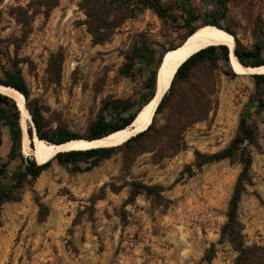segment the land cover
I'll return each instance as SVG.
<instances>
[{
	"label": "rangeland",
	"instance_id": "374dc122",
	"mask_svg": "<svg viewBox=\"0 0 264 264\" xmlns=\"http://www.w3.org/2000/svg\"><path fill=\"white\" fill-rule=\"evenodd\" d=\"M30 1L0 0V74L17 61L30 99L44 107L49 130L63 127L84 134L107 99L137 106L159 53L181 43L188 29L182 2L161 0L178 21L146 8L126 19L108 40L94 44L79 0H59L47 18L35 14L26 39L16 48L13 40L22 27L16 8ZM185 6L197 16L193 25L201 26L219 8L224 14L219 23L235 33V44L250 48L258 36L264 42V0H187ZM35 9L31 4L28 13ZM146 45L150 56L130 62L135 48ZM58 52L63 55L61 70L52 75L48 60ZM252 76L233 72L221 60L195 68L191 81L212 79L217 105L207 119L185 130L186 147L172 157L155 160L152 151L142 149L150 143L141 141L89 171H73L52 159L35 180L24 182L19 200L1 206L0 264H201L211 243L217 249L211 264H234L236 252L218 239L241 164L236 158L199 170L192 164L195 150L211 154L225 148L244 114L256 125L257 144L248 146L253 183L242 194L237 214L246 244L264 246V111L255 107L264 98V86H256ZM168 112L155 115L156 128L166 123ZM0 139V159L6 160L10 138L1 119ZM21 154L31 157L22 149ZM189 167L195 169L191 176ZM20 168L18 157L7 167L9 173ZM133 181L159 186L158 195L141 193L129 201ZM39 203L47 212L42 220Z\"/></svg>",
	"mask_w": 264,
	"mask_h": 264
},
{
	"label": "trees",
	"instance_id": "16d2710c",
	"mask_svg": "<svg viewBox=\"0 0 264 264\" xmlns=\"http://www.w3.org/2000/svg\"><path fill=\"white\" fill-rule=\"evenodd\" d=\"M180 1L182 2V9L187 15L183 22L184 26L188 27L183 37L184 41L189 34L193 33L200 26L191 24L197 16H194L186 8L185 3L187 0ZM33 3L37 5L38 9H35L29 14V7ZM58 4L59 0H31L25 8H16L18 11L15 14L16 21L22 25L21 36L13 40L16 48L26 39L30 31V28L27 26L35 14L41 12L47 18L50 11ZM78 7L86 15L84 23L94 44L103 43L108 40L126 19L135 17L138 12L146 8L153 10L160 18H166L173 22L178 21L177 15L161 0H79ZM222 17H224V14L219 8L213 10L207 19L202 20L203 24L201 26L205 24L217 25L228 31L235 38L233 31L219 23ZM258 33L261 34L262 31L258 29ZM176 46L171 48H175ZM165 51L159 53L154 66L149 71V75L144 84L145 92L141 102L135 106L134 102L130 100H104L99 107L96 118L88 124L86 132L82 135L72 133L63 127H59L56 130L46 128L43 116L44 107L37 100L30 99L27 85L20 68L17 66V61L11 67L3 68L2 74H0V83L15 88L25 97V105L32 121V125H29L27 128L30 137L33 138L35 136L34 134H36L38 138L54 143L80 137L96 139L130 125L137 113L142 109L141 107L145 106L152 99L156 86L158 67L161 64ZM151 52L152 49L147 45L142 48H135L132 57L129 58L130 62L136 59L145 60L150 56ZM233 52L238 61L244 66L264 64V58H262L264 42L259 39V36L250 48L235 44ZM219 60L223 61L228 68L231 67L232 69L229 61V49L226 45L207 46L183 61L177 67L168 90L157 104L152 122L146 129L130 136L122 144L85 150H61L57 152L53 159L61 165L70 166L73 171H89L97 166L101 160L111 157L121 149L131 148L141 141H148L150 143V147L142 149L152 151L155 160L174 156L186 147L183 135L185 130L195 123L207 119L209 114L214 112L217 105L215 83L209 78H205L203 79L204 81L199 83H193L191 81L193 71L205 61L211 62L216 66ZM62 62V53L52 54L48 60V71L52 75H58ZM132 65L131 63L128 64L129 68ZM252 77L256 86H264V74H254ZM0 104L3 105V108L0 109V119L7 127L10 138V149L7 159H0L1 209L3 203L19 200L24 182L35 180L50 166L51 160L43 164H38L32 157H23L21 154L20 112L17 104L13 98L1 93ZM255 107L258 111H264V98H258ZM164 109L169 110L166 123L156 128L154 126L155 115ZM256 133V125L249 122L248 116L244 114L239 120L237 132L225 148L211 154H204L198 150L194 151V163L192 165L197 170L204 164L224 159L236 158L241 164V169L236 177L232 194L228 200L226 221L220 228L218 239V243L227 241L236 252L234 264H264V246L255 243L251 245L246 244L244 234L242 233L243 226L237 214L238 204L242 194L246 191V187L253 183L251 174L252 155L248 146H256ZM15 157L21 160L22 168L15 173H9L7 169L8 163ZM80 162H85V166H79ZM195 169L189 167L187 170L188 176L193 175ZM159 190V186H149L133 181L131 182V191L128 200H134L141 193L158 195ZM262 203L264 204V201ZM38 206L40 219L42 220L47 213L44 210L46 207L42 203H39ZM216 251L215 243H211L201 257V264H211L216 255Z\"/></svg>",
	"mask_w": 264,
	"mask_h": 264
},
{
	"label": "bare ground",
	"instance_id": "6f19581e",
	"mask_svg": "<svg viewBox=\"0 0 264 264\" xmlns=\"http://www.w3.org/2000/svg\"><path fill=\"white\" fill-rule=\"evenodd\" d=\"M226 45L229 49V61L232 69L239 75L264 74V64L258 66L242 65L233 49L235 39L232 34L214 24H205L189 34L184 41L175 48L165 51L158 69L156 86L152 99L137 113L135 119L127 127L114 131L100 138L88 140L80 137L61 144H52L38 138L36 134L32 138L28 135V122L31 118L25 105L23 94L10 86L0 84V93L13 98L20 112L21 149L24 155L30 154L38 163L43 164L52 160L61 150H85L89 148L117 146L125 142L130 136L144 130L150 124L160 98L167 90L177 67L189 56L210 45Z\"/></svg>",
	"mask_w": 264,
	"mask_h": 264
},
{
	"label": "water",
	"instance_id": "95a60500",
	"mask_svg": "<svg viewBox=\"0 0 264 264\" xmlns=\"http://www.w3.org/2000/svg\"><path fill=\"white\" fill-rule=\"evenodd\" d=\"M234 53V52H233ZM159 68V67H158ZM171 83V82H170ZM1 84V83H0ZM2 85H5V84H2ZM5 86H9V85H5ZM169 86H170V84H169ZM169 86H168V88H169ZM11 87V86H10ZM13 88V87H12ZM168 88H167V90H168ZM15 89V88H14ZM16 90V89H15ZM166 90V91H167ZM18 91V90H17ZM166 91L164 92V93H166ZM19 92V91H18ZM164 95V94H163ZM162 95V96H163ZM162 98V97H161ZM161 98H160V100H161ZM159 103V102H158ZM32 122V121H31ZM151 122H152V120H151ZM150 122V123H151ZM149 125V124H148ZM72 139H76V138H71V139H68V140H66V141H63V142H60V143H54V142H49V141H47V142H49V143H52V144H61V143H64V142H67V141H70V140H72ZM88 140H92V139H88ZM46 141V140H45Z\"/></svg>",
	"mask_w": 264,
	"mask_h": 264
}]
</instances>
